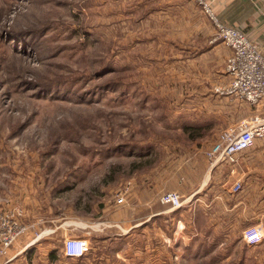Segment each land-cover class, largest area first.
I'll list each match as a JSON object with an SVG mask.
<instances>
[{
  "label": "rangeland",
  "instance_id": "rangeland-1",
  "mask_svg": "<svg viewBox=\"0 0 264 264\" xmlns=\"http://www.w3.org/2000/svg\"><path fill=\"white\" fill-rule=\"evenodd\" d=\"M228 54L195 0H0V211L28 228L1 264H264L244 229L214 253L143 224L145 201L230 174L205 157L230 128L207 104ZM76 237L90 253L64 258Z\"/></svg>",
  "mask_w": 264,
  "mask_h": 264
},
{
  "label": "crops",
  "instance_id": "crops-1",
  "mask_svg": "<svg viewBox=\"0 0 264 264\" xmlns=\"http://www.w3.org/2000/svg\"><path fill=\"white\" fill-rule=\"evenodd\" d=\"M209 1L213 13L217 15L220 22L229 27L241 29L258 46L264 56V0ZM225 55L227 52H224ZM209 97H207L209 107H215L217 116L223 117V124L230 128L241 120L249 118L255 112L251 110L252 107L234 98L214 97L211 94ZM237 158L235 174L226 172L223 176L225 181H219L221 185L217 183L220 188L216 187L215 180L209 183L210 186L205 187L208 182L204 180L196 191L192 190L188 194L178 192L182 200L178 208L171 209V207L160 204V196L154 201H145L143 211L146 215L143 224L146 233L151 234L152 242L154 243L153 235L156 240L158 233L161 243H166L169 239L173 241L172 236L168 235L170 227L173 226L172 231L174 229L180 231L179 239H181L182 247L195 249L201 244L202 246L207 244L211 248L215 247L214 253H216L218 248L234 245L235 234L239 237L243 229L258 227L264 235V141L257 140L254 147L240 153ZM222 166L210 169L212 171L215 169L216 172L220 169V174H223ZM228 169L230 170L229 167ZM235 182L239 184L236 192L232 190ZM229 183H231L229 187L231 191L223 193L220 189L227 188ZM133 190L134 188L131 190L132 194L128 201L136 200L139 196V193ZM156 202H159L163 209L159 205L155 208ZM238 203L242 205L243 219L236 222L237 212L235 213L234 206ZM134 210L135 208L133 212ZM84 239L89 242V239ZM247 247L252 250L253 248L261 250L260 248L264 247V240L259 245ZM263 259L260 257L257 262L262 263Z\"/></svg>",
  "mask_w": 264,
  "mask_h": 264
},
{
  "label": "built area",
  "instance_id": "built-area-1",
  "mask_svg": "<svg viewBox=\"0 0 264 264\" xmlns=\"http://www.w3.org/2000/svg\"><path fill=\"white\" fill-rule=\"evenodd\" d=\"M195 1L203 12L209 15L219 39L230 50L225 60L228 82L215 87L214 94L234 98L255 111L249 118L223 131L216 143L205 151L210 168L227 165L230 174L234 175L238 155L254 147L257 140L264 141V56L241 29L220 22L213 13L209 0ZM238 188L239 184L235 182L232 190L236 192ZM127 194L128 188L119 195L116 203L123 204ZM159 202L171 209L182 204L181 197L176 192L163 193L159 197ZM23 217L24 211L17 206L0 211V264L8 257L15 242L28 230L22 222ZM242 238L247 246L253 247L263 242L264 235L260 228L252 227L243 231ZM63 242L64 258H81L91 251L90 242L84 238H65Z\"/></svg>",
  "mask_w": 264,
  "mask_h": 264
}]
</instances>
